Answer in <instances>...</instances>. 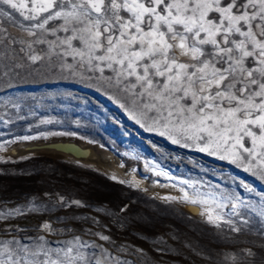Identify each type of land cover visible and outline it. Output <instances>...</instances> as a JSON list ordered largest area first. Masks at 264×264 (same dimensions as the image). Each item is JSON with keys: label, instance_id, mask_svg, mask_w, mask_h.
Instances as JSON below:
<instances>
[{"label": "snow or ice", "instance_id": "6c2138e0", "mask_svg": "<svg viewBox=\"0 0 264 264\" xmlns=\"http://www.w3.org/2000/svg\"><path fill=\"white\" fill-rule=\"evenodd\" d=\"M45 74L92 88L144 131L264 183V0H0V84L11 89L17 79ZM25 99L0 96V123H14L9 108L15 119L24 120ZM55 135L76 133L19 136L0 142V152L5 144ZM109 179L139 187L115 175ZM180 183L192 193L180 188L182 196L160 199L198 206L190 210L218 232L226 228L235 237L243 232L258 237L224 260L264 264V192L242 180L239 186L256 199L219 184ZM56 196L52 208L33 197L23 206L0 209V264H134L129 256H147L143 248L106 234L111 229L96 217L84 219L104 230L88 228L79 235L72 228L53 227L64 218L32 228L9 223L59 207H87L79 199ZM127 210L125 205L119 212ZM185 247L202 255L190 244Z\"/></svg>", "mask_w": 264, "mask_h": 264}, {"label": "rangeland", "instance_id": "374dc122", "mask_svg": "<svg viewBox=\"0 0 264 264\" xmlns=\"http://www.w3.org/2000/svg\"><path fill=\"white\" fill-rule=\"evenodd\" d=\"M14 85L11 89H6L0 84V96L26 98L20 112L25 119H15V110L7 109L14 123L7 126L0 123V142L40 132H74L76 135H55L47 139L5 144V150L0 152V158H3L0 160V209L23 206L33 197L37 198L36 204H47L52 208L57 193L68 201L79 199L87 207H59L43 214L19 217L9 223L32 228L44 220L57 221L58 218H64L62 223H53V227L72 228L75 229L74 234L79 235L88 228L93 231L104 230L94 225L91 219H84L96 217L101 224L108 225L111 232L106 234H111L118 243L131 244L145 250V257L139 254L128 257L134 264H229L224 260L228 252L251 246L252 241L258 240V237L248 232L235 237L226 228L223 232H218L202 223L201 217L190 210L198 206L169 204L160 199L182 196L180 188H185L191 194L193 189L180 181L192 180L219 184L238 191L246 199L254 200V194L245 192L239 182L242 180L264 192V183L255 177L226 162L179 148L159 135L144 131L107 96L78 82L61 79L59 75L45 74L17 79ZM32 97L36 99L33 100ZM3 112L4 109H0V114ZM32 112L35 115H31ZM41 119H51L54 123L41 125ZM61 141L85 143L108 150L121 160L132 159L140 166L143 164L150 167L156 175L165 172L166 176L157 175L155 181L176 185L178 194L149 192L129 175L106 172L90 162L82 163L50 154L16 156L9 151L19 144ZM22 157L28 159H21ZM122 165L126 171L130 169L129 162ZM138 172L145 179L151 180V176L145 175L143 170ZM112 175L140 186L120 184L109 179ZM45 193L50 195L45 196ZM125 205L128 206L127 212L120 213L119 209ZM97 208L105 211L97 212ZM107 212L118 215L109 216ZM119 223H123L125 227L119 228ZM3 226L0 224V227ZM173 236L177 239H173ZM229 236L234 239L229 240ZM84 239L91 240L95 237L85 236ZM245 241L248 243H244ZM186 243L202 255L198 256L185 247ZM156 249H163V252Z\"/></svg>", "mask_w": 264, "mask_h": 264}, {"label": "bare ground", "instance_id": "6f19581e", "mask_svg": "<svg viewBox=\"0 0 264 264\" xmlns=\"http://www.w3.org/2000/svg\"><path fill=\"white\" fill-rule=\"evenodd\" d=\"M63 142H70V141H63ZM70 143H75L79 145V147H81L83 150H86L88 152V158H86L84 162H90L94 164L95 166L99 167L101 170L106 171V172H114V173H118V174H122L126 176L129 175L133 181H135L136 183H139L142 187L148 189L149 192H157V193L158 192L159 193L160 192H175V193L178 192L177 186L173 187L174 184L170 182L160 183L158 181H155V179L157 178V175L151 170L150 167L146 165L141 164L142 166H140L139 163L131 161L132 159L127 160V158H123L121 160L114 153L108 150H105V149H101L99 147H93L85 143H76V142H70ZM42 144H45V142L19 144V145H15L12 148H10L9 151L11 152V154L20 156V153H22V151L26 147L30 145H42ZM36 153L37 154H50V155L61 157V158L68 159V160L69 159L76 160V158H74L73 156H70L68 154L58 153L55 151L43 150V151L35 152L34 154ZM124 162L130 163V167H129L130 169L128 168L129 170L127 171L123 168L122 164ZM138 170L139 171L143 170L145 175L146 174L150 175L151 180H147L144 177H142L140 174H138L139 173Z\"/></svg>", "mask_w": 264, "mask_h": 264}, {"label": "water", "instance_id": "95a60500", "mask_svg": "<svg viewBox=\"0 0 264 264\" xmlns=\"http://www.w3.org/2000/svg\"><path fill=\"white\" fill-rule=\"evenodd\" d=\"M49 150L58 153L68 154L76 158V161L84 163L86 158H88V152L83 150L79 145L70 142H57V143H45L42 145H30L26 147L21 156H29L38 151Z\"/></svg>", "mask_w": 264, "mask_h": 264}]
</instances>
